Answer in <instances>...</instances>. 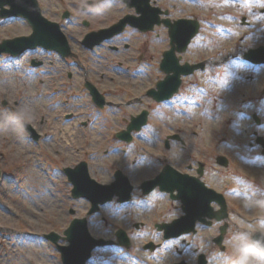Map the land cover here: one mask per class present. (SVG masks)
Returning a JSON list of instances; mask_svg holds the SVG:
<instances>
[{
    "label": "rangeland",
    "instance_id": "rangeland-1",
    "mask_svg": "<svg viewBox=\"0 0 264 264\" xmlns=\"http://www.w3.org/2000/svg\"><path fill=\"white\" fill-rule=\"evenodd\" d=\"M198 9L195 6L192 12L203 27L186 59L209 57L210 66L187 80L188 84L201 80L207 94H193L187 86L181 94L184 99L186 91L192 94L195 103L191 109L206 106L207 111L184 113L190 108L182 96L163 105L150 101L147 128L125 153L121 149L125 143L116 138V131L124 117L130 121V112L148 107L147 100L101 110L88 98H80L67 106L65 81L57 68L40 81L43 74L37 76L27 58L16 63L0 58V264H63L56 244L45 234L55 231L63 236L73 218L87 216L91 203L72 197V184L59 164L73 166L86 159L93 177L111 183L115 170L137 155L133 145L147 153L145 163L138 164L146 167H138L131 177L136 203H119L114 198L88 216L94 237L117 240L116 231L123 228L131 244L96 247L87 264H172L182 260L197 264L201 253L209 264H247L248 260L264 264V251L252 242L254 232L264 233V155L255 134L264 136V64L255 66L243 57L249 48L264 46V0H199ZM244 16L248 24L242 23ZM30 31L22 18H0V41ZM144 42L151 63L158 62L160 52L170 48L169 39L154 33ZM21 108L27 109L29 124L42 134L39 142L20 131L17 112ZM68 110L77 111L79 117L66 125L64 113ZM176 132L187 147L181 150L179 142L171 140V148L166 149L165 139ZM218 155H225L229 166L218 165ZM197 161L206 162L205 183L225 194L229 217L212 226L199 223L195 234L166 240L155 224L180 217V200L156 189L144 202L137 186L156 175L165 163L192 174L187 165L196 166ZM134 222L144 225L135 228ZM224 222L228 226L222 249L213 238ZM150 242L155 244L154 250L146 248ZM59 244L68 242L61 237Z\"/></svg>",
    "mask_w": 264,
    "mask_h": 264
},
{
    "label": "flooded vegetation",
    "instance_id": "flooded-vegetation-1",
    "mask_svg": "<svg viewBox=\"0 0 264 264\" xmlns=\"http://www.w3.org/2000/svg\"><path fill=\"white\" fill-rule=\"evenodd\" d=\"M37 2L42 15L49 21L59 25L65 35L67 48L63 40H57L56 45L58 47L50 48L47 45L37 44L33 49L19 55L4 53L1 57L11 63L27 58L30 66L34 69V73L37 76L43 74L40 81H44L47 78L50 69L55 70L57 68L58 74L65 81L67 106L71 100L80 98H88L95 105V96H98L103 101L101 107L98 106L101 110L107 109V107H120L121 104L131 107V104L133 105L135 102L147 100L148 107H142L139 111L129 113L130 121H127L125 117L123 118L121 128L116 131L120 132L127 129L133 117L147 112V119L149 118L150 101L156 105L171 103L175 96H182L181 93L186 86L193 94L194 91L198 95L199 93L207 94L206 88L203 89L200 84L201 80L196 79L194 83L190 84H188L189 81L187 80L188 77L199 75L210 66L209 57L195 61L186 59L189 47L195 42L197 44V37L203 27V22L192 12L193 7L196 6L198 9L199 0H150L149 6L146 0H37ZM156 18L158 21L151 27L152 20ZM183 19H197L201 27L199 33L189 44L187 51L181 54L176 53L178 66L174 67L179 70V67H182L187 62L191 64L202 62V65L190 74L183 75L181 73L177 93L169 100L158 102L152 98V90L157 87L159 80H164L166 77L173 75L174 71L167 73L162 63L168 49L160 52L158 62L151 63L152 57L145 47L144 39L151 38V34L154 33L157 37H164L170 40L174 29L177 34L179 29H183V24L180 26L175 24L176 21ZM207 47L209 48L208 43ZM109 83H113V85L110 86ZM187 92H185V95H188V97L184 99L185 97L183 98L182 96V100L187 103L190 109H186L184 113L194 110H198L200 114L205 113L207 111L206 106L202 110L201 107L191 109L195 102L192 94ZM118 95L121 96L116 97ZM113 97H115L114 100L112 99ZM118 98H122V100H116ZM106 113L108 114V112ZM78 117L79 113L75 110H68L64 113L66 125L67 122H71ZM147 124L148 120L139 131L134 130L132 132L133 139L130 142L124 141L125 146L136 143V139L140 140L141 133L145 132ZM82 125H85V122ZM33 129L35 131L33 134H30L28 129H26V132L32 140L39 142L42 134L34 127ZM178 142L181 150L187 147L184 139L181 138ZM171 146L172 144H170V148ZM127 150L128 148L126 147L122 149L124 153ZM133 153L134 156L135 154L137 155L131 161V165L127 162L123 168L116 169L123 173H126V170L129 169V174H126L131 182L132 175L135 176L136 174L135 170L138 167H146L145 164H138L145 163L143 156L147 155L142 147H135V145H133ZM140 155L141 158L136 159ZM138 160L140 161L138 162ZM82 161L87 160L81 159L75 165ZM200 163L203 164L204 173L206 172V162L197 161L196 166L192 163L187 165V169L192 172L191 175L197 174ZM87 164L90 170V164ZM59 165L63 169L67 168V166ZM131 167L133 174H131ZM154 176L145 178L138 184L137 188L141 190V201L146 202L144 197L148 196L143 191L142 183ZM156 189L148 194H151ZM133 199L134 194L132 192V197L128 202L135 204L136 202ZM143 225L144 222L133 223L135 228ZM202 225L207 227V225Z\"/></svg>",
    "mask_w": 264,
    "mask_h": 264
},
{
    "label": "water",
    "instance_id": "water-1",
    "mask_svg": "<svg viewBox=\"0 0 264 264\" xmlns=\"http://www.w3.org/2000/svg\"><path fill=\"white\" fill-rule=\"evenodd\" d=\"M146 1L149 6L150 0ZM6 5H9V8H6ZM18 15H23L29 20L33 26V33L27 36H19L13 39L3 40L0 42V55L3 52H9L12 54L22 53L27 49L34 48L37 44L55 47L57 39L54 37V32H56L57 38L61 37L66 43L65 37L59 30L58 25L47 21V19L42 16L37 0H0L1 18ZM155 21H158V19L156 18V20H152V26ZM175 24H177V26L183 24V29H179L178 34L174 29L173 36L171 37V49L167 52L165 55L166 57L163 60L166 71H174V74L168 76L165 80L160 81L157 90H152V96L158 101L169 99L177 91L180 84V74L182 72L190 73L202 65H191L186 63L182 67H179V70L174 67L178 66L177 59L175 58L176 51H185L191 39L199 30V23L196 20H178ZM48 31L49 34L52 33L51 36L46 34ZM246 58L255 62H264V47L261 46L258 49H250L248 53H246ZM95 100L100 104L103 103L98 96H95ZM254 116L257 122H259L257 115ZM145 121L146 112L137 118H133L128 130L119 133L118 136L130 140L131 130L133 128L139 129ZM27 126L29 127L30 125L27 124ZM32 133L34 132L32 131ZM173 137H176V135ZM257 142L264 147V138L262 136H258ZM166 143L169 145V140H167ZM217 162L223 166L228 165V159L225 156H218ZM66 172L69 174V178L74 185L72 189L73 196L84 197L91 202L92 206L88 214L98 211L101 204L112 200L115 195L119 197L118 200L120 202L127 201L131 196L133 187L128 178L120 172L117 173L116 181L110 184H102L92 178L85 162L80 163L76 168H67ZM199 173L200 176L203 174L202 168H200ZM200 176L196 177L189 174H182L168 165L154 179L144 182L143 187L145 188V192H150L153 188L159 185L161 190L170 192L173 198H179L182 200L183 211L185 214L180 218L173 220L171 223L158 224L160 230L164 229L166 238L176 237L183 233L195 231L197 221L211 224L212 219L220 221L228 217L227 204L223 194L208 187L201 180ZM175 191H177V194H175ZM213 201L220 205L218 210H214L212 205ZM227 226V224H224L220 227L221 233L215 238V242L218 245H222ZM116 235L119 244H130L129 237L124 230H118ZM45 236L57 245L58 250L61 252L64 264H85L96 246L112 245L115 243L113 240L93 237L89 231L87 217L73 219L70 226L64 230V236L53 231ZM61 237L67 240L69 244H59L58 241ZM252 240L259 242L255 243V245L264 251V246H261L264 245V234L261 232H255L252 235ZM146 247L153 248V244L149 243ZM206 262L205 255L201 254L199 256V264H206ZM176 264L187 263L183 261Z\"/></svg>",
    "mask_w": 264,
    "mask_h": 264
},
{
    "label": "clouds",
    "instance_id": "clouds-1",
    "mask_svg": "<svg viewBox=\"0 0 264 264\" xmlns=\"http://www.w3.org/2000/svg\"><path fill=\"white\" fill-rule=\"evenodd\" d=\"M28 117H29V112L27 111V109L21 108L18 110L17 120L19 122L20 131H22V132L26 131L27 124L30 122ZM253 243L255 244V243H259V242L253 241ZM261 246H264V245H261ZM247 264H254V262L251 260H248Z\"/></svg>",
    "mask_w": 264,
    "mask_h": 264
},
{
    "label": "bare ground",
    "instance_id": "bare-ground-1",
    "mask_svg": "<svg viewBox=\"0 0 264 264\" xmlns=\"http://www.w3.org/2000/svg\"><path fill=\"white\" fill-rule=\"evenodd\" d=\"M64 133H67V131L65 130Z\"/></svg>",
    "mask_w": 264,
    "mask_h": 264
},
{
    "label": "snow or ice",
    "instance_id": "snow-or-ice-1",
    "mask_svg": "<svg viewBox=\"0 0 264 264\" xmlns=\"http://www.w3.org/2000/svg\"><path fill=\"white\" fill-rule=\"evenodd\" d=\"M248 250H250V249H247L246 251H248Z\"/></svg>",
    "mask_w": 264,
    "mask_h": 264
}]
</instances>
